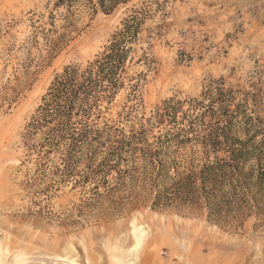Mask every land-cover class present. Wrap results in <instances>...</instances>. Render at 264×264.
<instances>
[{
    "label": "rangeland",
    "instance_id": "obj_1",
    "mask_svg": "<svg viewBox=\"0 0 264 264\" xmlns=\"http://www.w3.org/2000/svg\"><path fill=\"white\" fill-rule=\"evenodd\" d=\"M116 3L104 12L77 2L67 14L53 0H0V264H264V192L242 227L231 230L192 206L112 205L138 192L130 183L100 202L93 196L103 182L97 162L88 179L82 162L69 183L44 193L30 185L35 157L27 161L22 134L41 98L65 69L93 62L130 17L140 26L125 84L102 106L100 128L143 125L158 136L157 108L171 100L203 102L205 109L203 93L217 83L230 91L223 101V118L233 113L229 137L244 141L254 125L264 126V0ZM210 115L208 107L206 129L217 124ZM56 167L61 161L53 160L50 172ZM48 178L47 186L59 180Z\"/></svg>",
    "mask_w": 264,
    "mask_h": 264
},
{
    "label": "trees",
    "instance_id": "obj_2",
    "mask_svg": "<svg viewBox=\"0 0 264 264\" xmlns=\"http://www.w3.org/2000/svg\"><path fill=\"white\" fill-rule=\"evenodd\" d=\"M77 2L108 12L118 0H53V8L62 7L68 14ZM139 26L138 18L125 20L93 62L65 69L48 87L22 134L27 161L35 157L37 178L30 185L44 193L53 183H69L82 162L86 163L88 179L95 176L97 162L103 182L94 186V190L100 188V194L95 191L93 196H100V202L130 183L138 192L123 197V204L112 205L130 206L148 200L153 209L192 206L205 210L212 222L237 230L255 196L264 192V126L254 125V132L244 141L229 137L228 122L233 113L223 118L229 113L223 101L230 91L220 83L203 93L212 110L208 117L217 122L209 129L210 122L205 121L208 107L204 109L203 102L171 100L152 116L160 127L158 136L143 125L117 133L107 124L100 128L102 106L124 87L125 65ZM127 87L130 98L136 99V84ZM102 149L106 151L99 159ZM53 160L61 161L62 167L50 172ZM111 172L116 174L110 179L113 184L107 179ZM49 174L59 180L47 186L42 181L51 180Z\"/></svg>",
    "mask_w": 264,
    "mask_h": 264
}]
</instances>
